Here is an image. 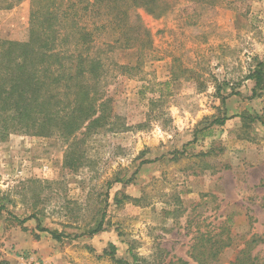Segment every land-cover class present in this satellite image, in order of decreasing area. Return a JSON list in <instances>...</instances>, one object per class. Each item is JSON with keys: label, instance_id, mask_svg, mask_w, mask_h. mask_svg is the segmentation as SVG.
<instances>
[{"label": "rangeland", "instance_id": "rangeland-1", "mask_svg": "<svg viewBox=\"0 0 264 264\" xmlns=\"http://www.w3.org/2000/svg\"><path fill=\"white\" fill-rule=\"evenodd\" d=\"M163 2L158 18L134 11L148 40L106 49L113 118L83 167L64 168L59 136L0 142V264H117L111 245L130 264H264V90L246 79L264 61V0ZM4 5L0 40H28L30 1Z\"/></svg>", "mask_w": 264, "mask_h": 264}, {"label": "trees", "instance_id": "trees-1", "mask_svg": "<svg viewBox=\"0 0 264 264\" xmlns=\"http://www.w3.org/2000/svg\"><path fill=\"white\" fill-rule=\"evenodd\" d=\"M23 1L3 0V9H13ZM29 1L28 40H0V142L15 134L59 136L69 143L64 168L76 171L84 166L81 146L85 139L104 130L113 118L105 91L106 49L134 48L142 43V31L148 40L149 33L134 11L145 9L158 18L166 14L168 6L163 0ZM109 31L113 40L98 43ZM246 79L255 82V92L264 90V61ZM256 119L264 126L262 118ZM226 121L218 118L213 123L225 125ZM104 220L105 215L88 235L103 232ZM38 230L56 240L65 237L41 226ZM110 248L117 264H130L115 259L116 248ZM244 254L242 251L235 264Z\"/></svg>", "mask_w": 264, "mask_h": 264}, {"label": "built area", "instance_id": "built-area-1", "mask_svg": "<svg viewBox=\"0 0 264 264\" xmlns=\"http://www.w3.org/2000/svg\"><path fill=\"white\" fill-rule=\"evenodd\" d=\"M21 264H33V262L23 258Z\"/></svg>", "mask_w": 264, "mask_h": 264}]
</instances>
